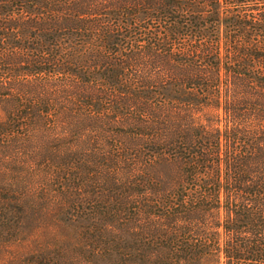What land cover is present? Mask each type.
<instances>
[{
    "label": "trees",
    "instance_id": "16d2710c",
    "mask_svg": "<svg viewBox=\"0 0 264 264\" xmlns=\"http://www.w3.org/2000/svg\"><path fill=\"white\" fill-rule=\"evenodd\" d=\"M0 264H264V0H0Z\"/></svg>",
    "mask_w": 264,
    "mask_h": 264
}]
</instances>
